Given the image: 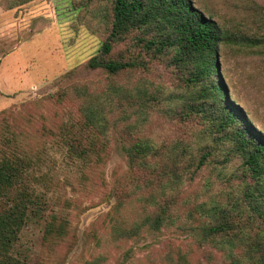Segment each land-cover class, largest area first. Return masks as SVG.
Here are the masks:
<instances>
[{"label": "trees", "instance_id": "trees-1", "mask_svg": "<svg viewBox=\"0 0 264 264\" xmlns=\"http://www.w3.org/2000/svg\"><path fill=\"white\" fill-rule=\"evenodd\" d=\"M30 1L11 0L9 7ZM80 6L85 12L96 8L105 27L101 48L86 68L107 78L62 91L59 99L77 102L76 117L49 134L71 162L92 169L107 162L113 134L120 136L134 176L129 191L111 196L117 203L108 223L110 240L179 228L200 236L203 257L197 264H264V133L230 100L221 77L227 34L194 0H81ZM153 65L163 74L173 72L180 92L167 95L144 81L131 82L134 73ZM157 113L184 129V136L172 142L146 136ZM1 125L0 264H29L13 254L24 229L44 220L51 237L62 235L63 225L56 215L46 216L51 181L36 175L41 155L27 148L6 119ZM233 161L239 168L227 177ZM208 166L225 179L223 189L205 178L195 196H185ZM40 183L45 192H39ZM165 263L191 261L178 252Z\"/></svg>", "mask_w": 264, "mask_h": 264}, {"label": "rangeland", "instance_id": "rangeland-1", "mask_svg": "<svg viewBox=\"0 0 264 264\" xmlns=\"http://www.w3.org/2000/svg\"><path fill=\"white\" fill-rule=\"evenodd\" d=\"M80 1L32 0L10 8L11 0H0V128L6 119L27 148L41 155L36 175L51 181L46 216L56 215L63 225V234L51 237L45 234L44 220L26 227L13 254L29 264H164L169 254L176 258L181 252L197 264L203 251L195 232L171 228L122 243L110 240L108 223L117 203L111 196L116 190L129 191L134 176L118 134H113L109 159L97 169L71 162L65 148L49 134L76 117L77 102L71 96L59 99L62 91H71V84L107 78L102 71L86 68L101 48L105 27L97 9L85 12ZM194 2L228 36L221 45L219 64L230 100L264 133V0ZM156 65L149 72L134 73L131 82L144 81L151 90L158 87L167 95L180 92L176 75L163 74ZM72 73L71 79H64ZM184 133L163 113L153 116L145 131L159 142H172ZM238 168L233 161L225 171L227 177ZM205 178H214L216 190L223 189L225 179L221 181L219 172L208 166L185 196H195ZM45 188L38 185L39 192ZM134 211L133 205L127 208L129 215Z\"/></svg>", "mask_w": 264, "mask_h": 264}]
</instances>
